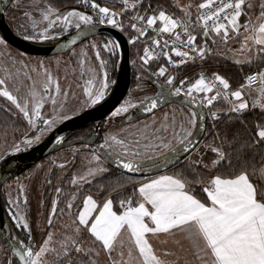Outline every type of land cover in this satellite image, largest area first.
Wrapping results in <instances>:
<instances>
[{"label": "snow or ice", "instance_id": "obj_1", "mask_svg": "<svg viewBox=\"0 0 264 264\" xmlns=\"http://www.w3.org/2000/svg\"><path fill=\"white\" fill-rule=\"evenodd\" d=\"M6 2L19 8L21 0ZM79 5L62 10L56 0H34L32 10L24 11L26 24L18 34L35 43L70 37L62 47L76 58L81 77L87 76L84 107L105 100L110 84L116 83L110 80L109 65L121 55L116 39L105 37L102 43L89 39L96 36L98 26L125 34L129 45L144 42L142 54L137 49L132 60L134 66L137 59L140 62L136 79L150 80L158 91L139 100L125 99L110 112V120H126L127 127L105 130L101 142L82 156L84 170L71 176L72 191L63 207L64 190L55 188L46 226L36 225L43 232L40 241L26 211V186L17 184L15 198L9 192L8 227L24 233L25 239L9 234L5 243L12 258L6 264H101L102 255L104 264H264V120L250 129L244 118L257 108L264 116V0L258 15L250 14L254 0H176L173 11L153 0H115L111 7L99 0H79ZM232 40L238 41V48L228 47ZM217 44L224 46L223 53L213 48ZM7 49L0 38V57L7 54L12 67L19 65L31 82L21 100L8 86L10 80H20V71L5 68L7 75L0 78V97L14 106L32 132L12 145L13 153H20L77 112L66 108L69 90L62 88L50 65L37 59L30 66L22 59L24 53L17 58ZM229 53L239 54L234 63L241 71L247 66L252 72L235 88L216 72L208 75L202 70L195 78H178L169 70L203 62L210 55L227 58ZM154 61L158 67L153 70ZM59 64L57 60V68ZM137 88L144 91L140 83ZM15 91L19 93L20 87ZM175 98L183 105L181 118L173 107L158 120L155 112L174 105ZM221 103L224 107L217 106ZM49 104L51 115L46 116L43 110ZM133 110L152 114L151 122L134 124ZM222 119L223 134L218 130ZM209 121L212 140L203 143L201 151L197 133H208ZM233 124L243 127L233 130ZM64 140L58 136L55 143ZM78 152L73 153V164ZM112 165L121 176L108 182V190L100 186L96 197L91 192L81 197L84 185L108 175ZM57 166L64 169L66 164ZM126 174L142 175L134 179ZM129 185L131 194L126 195L122 190ZM58 216L68 217L59 227L54 224Z\"/></svg>", "mask_w": 264, "mask_h": 264}, {"label": "rangeland", "instance_id": "obj_2", "mask_svg": "<svg viewBox=\"0 0 264 264\" xmlns=\"http://www.w3.org/2000/svg\"><path fill=\"white\" fill-rule=\"evenodd\" d=\"M186 1L187 0H181V3H185ZM99 2H102L109 6H113V4L110 3V0L108 1L99 0ZM33 3H34V0H21L19 8H13L11 6V11L13 12V19L14 18H16L15 20L18 19L20 21V25L26 24V20L24 18V11L32 10L31 6L33 5ZM241 20L243 21V17L241 18ZM228 47L233 48V49L238 48L239 43L236 40H232L230 41ZM213 48L215 50L221 51V53L224 51V46L221 44H217L213 46ZM7 51L11 52L13 57L20 58L19 57L20 52L12 49L11 47L8 46ZM230 54H232L230 56L234 59L241 58L238 53L236 54L230 53ZM22 59H24L25 62L28 63L30 66L34 65L37 59L44 60L46 64L51 66L54 75H57L60 78L62 88L69 90V97H68V102L66 104V108L69 110L75 111L77 113L83 108H85L81 104V101L84 99V96L82 93L83 87H81V85L79 84L77 75L74 72L69 74V70L66 69V63H65L66 60L64 58L51 60V59L38 58L37 56L24 55ZM133 59H136L135 51L131 52L130 61H132ZM57 60L60 61L58 68L56 66ZM5 68L9 69L12 73L20 71L21 73L20 80L15 81V82L10 80L8 86L14 92V94L18 95V97H20L21 100H23V98L26 96V93H27V86L31 83L30 81L25 80L23 77V71L25 70L20 69L19 65L13 68L11 64V59L7 56V54L0 57V78H4L7 75V73L4 71ZM65 77L67 78L65 79ZM140 85L141 87H143L144 91H139L137 88V85L134 86L133 84L130 87L127 97L125 99L132 98L134 100H139L143 98L145 95L152 94L153 88L146 85L145 83L140 84ZM16 87H20L19 93H16L15 91ZM173 107L177 110L176 111L177 119H180L181 114H180L179 109L183 107L180 105H168L162 108L161 110L156 111L155 117L159 120L162 117L164 112H171ZM0 108H2L3 111H5L7 117H10L11 122H12L4 126V124L7 123L5 119L6 115L4 114V116H0V159H1L5 155L13 153L12 145L16 142H19L20 139L24 136V134L28 132L30 129L28 128L26 122L23 120L22 115H20L18 111L14 108V106H12L11 103L3 97H0ZM43 111L46 116H50L51 115L50 104L46 105ZM151 119H152V114L142 119L135 120L133 121V123L134 124H143L145 122L150 123ZM122 127H127V125L119 126L116 129L111 130V131L113 132L118 131ZM198 146H201V151H203L202 144L200 143V145ZM90 148H93V147L84 148L83 146H74V147H70L68 149L62 150L48 157V159H45L41 161L40 163H37L35 166L31 167L26 173H23L21 176L18 177L19 181H17V177H16V178L11 179L10 181H8L2 186V197H3L4 204L8 212H9V206L7 204V200H8L9 192H11L12 197L15 198L17 195V184L22 183L26 186V194L28 196V205L26 207V211L29 215L30 221L32 222L33 234L35 236L36 241H40L43 235L42 229L37 228L36 225L46 226L47 216L50 212V205H51L50 198L48 196L45 200H43L41 198V194H42V188H43L46 176L51 168V165H53L52 162L55 161V164L57 165H59L60 163L66 164V167L64 169L59 168V170L57 171V173L55 174L53 178L52 185H51L52 190H54V193H53V196H54L55 188L57 186L60 187V184H62L61 188L64 190L63 193L65 196L64 197L65 199L66 197H68L69 193L72 191V187L70 185L71 176L78 171L84 170L85 162L82 161V156L86 154L87 152H89ZM76 150H79V152L76 154L75 163L73 164L71 161L73 160V153ZM209 155L211 154L209 153ZM194 157L195 155H193V158ZM37 165H41V167L37 168ZM7 185H11V188H8ZM83 195H87V194L82 193L81 197ZM65 200L62 199L61 201L62 204H60V207L64 206L63 202ZM77 202L79 203V200ZM21 207L24 208L23 205ZM67 220H68L67 216H64L62 218L58 216L57 219L54 220V224L57 227H59L61 223H65L67 222ZM8 221L9 223H11L9 219ZM156 247L163 248L165 246L156 244ZM167 247L172 248V245L169 244ZM187 254L188 253L186 252L182 253V255H187ZM7 258H12L11 253L0 240V262H5L6 264ZM101 264H104L103 255L101 256Z\"/></svg>", "mask_w": 264, "mask_h": 264}, {"label": "water", "instance_id": "obj_3", "mask_svg": "<svg viewBox=\"0 0 264 264\" xmlns=\"http://www.w3.org/2000/svg\"><path fill=\"white\" fill-rule=\"evenodd\" d=\"M10 3H7L4 0L0 3V11L3 14H0V35L12 46L15 48L28 53V54H37V55H52L59 54L68 51L66 47H62L67 45V41L70 37L65 36L61 37L59 40H53L44 43H35L31 41H25L23 38L19 37L15 34L7 25L5 20L4 12ZM105 35L108 37H112L119 41L121 44V55H119L118 60V68L116 75V83L114 84L113 90L110 95L100 104L91 109H88L81 113L80 115L68 120L64 121L60 125H58L54 131L50 132L39 144L32 146L29 149L22 150L20 153H11L5 155L0 159V189L2 185L11 178H14L24 171H26L29 167H31L34 163L41 160L45 156L56 152L60 149L76 145V144H93L97 137V125L102 118L108 115L115 107H117L123 98L125 97L130 83V45L127 43V37L125 34L119 32L116 29H112L106 26H98L96 35ZM180 98H175L176 103L179 104ZM183 106V105H182ZM133 115V121L142 119L150 114H143L140 111ZM138 118V119H137ZM88 124H94L95 130L94 133L85 140H77L72 142L62 143L57 145L55 143V139L58 136H66V134L72 130L77 128L84 127ZM29 135H32L31 130L29 131ZM197 136L200 141H202L204 134L197 133ZM112 168L121 172V170L117 169L114 165ZM58 166L56 164L52 165L49 174L47 176L44 189H43V197L46 194L49 184L47 181L52 180L55 172L57 171ZM134 176L141 177L142 174H129ZM10 225L7 216L4 213L1 200H0V240L4 244V246L8 249L5 241L9 234L17 235L16 232L13 233L12 230L8 227ZM9 250V249H8ZM10 251V250H9ZM11 253V252H10Z\"/></svg>", "mask_w": 264, "mask_h": 264}, {"label": "flooded vegetation", "instance_id": "obj_4", "mask_svg": "<svg viewBox=\"0 0 264 264\" xmlns=\"http://www.w3.org/2000/svg\"><path fill=\"white\" fill-rule=\"evenodd\" d=\"M3 1H4V0H0V3H2ZM14 1H15V0H12V2H14ZM59 7L63 10V9H71V8H74V7H75V8H79L80 5H79V1H76V3H75L74 5L69 4V5L59 6ZM4 15H5L6 23H7V25L9 26V28H10L15 34H17L19 37L22 38V36L18 34L20 31H22V28L20 27V26H21V25H20V21H19L18 19L15 20L16 18L13 19V12L11 11V3H10L9 6L6 8V10H5V12H4ZM14 15H15V14H14ZM73 31H74V30H73ZM105 37H108V36H105V35H101V34H99V35H96L95 37H89V39H93V38H95L97 41H99V42L102 43V42H103V38H105ZM0 38H3V37L0 35ZM3 39H4V38H3ZM4 40H5V39H4ZM5 41H6V40H5ZM6 42H7V41H6ZM84 43H87V41H84ZM7 45H8L9 47H11L12 49H14V50L20 52V53H24V55H27V56H37L38 58L51 59V60H52V59L55 60V59L64 58V59L66 60V61H65V63H66V69L69 70V74L74 72V73L77 75V79H78V82H79V84L81 85V87L84 86V81H85V79L87 78V76H85V77H83V78L81 77V74H80V71H81V70H80L79 65L76 63V58H75V57H72L69 51H66V52H63V53H59V54H52V55H37V54H28V53H25V52H23V51H21V50L15 48L14 46H12L11 44H9L8 42H7ZM81 46H82L81 44H78V45L76 46L75 50H76L77 52H79ZM102 55H103V54H102ZM90 56H91V53H90ZM130 59H131V45H130ZM118 60H119V56H118V57H113V58H112V62H111V64L109 65L110 80H115V81H116L117 68H118ZM93 63H94V64L96 63V62L94 61V59H93ZM130 63H131V67H130V83H129V89H130V87H131L133 84H134V86H135V85H138V83H140V84L145 83L146 85H148V86H150L151 88H153V91H152V94H151V95H154V94L158 91V89L155 87V85H153V84L151 83L150 80H148V81H144V82H138L137 79H136V77H137L138 75H140L141 73L135 68V66L132 64V61H130ZM145 75H147V74H145ZM113 87H114V85H113V84H110L109 92H108V94L106 95V98H107V97L110 95V93L112 92ZM129 89H128V91H127L125 97H124L123 100L121 101V103H122V102L125 100V98L127 97V94H128V92H129ZM106 98H105V99H106ZM174 105H179V104H174ZM118 106H119V105H118ZM167 106H168V105H167ZM180 106H182V105H180ZM164 107H166V106H164ZM164 107H162V108H164ZM92 108H93V107H92ZM162 108H161V109H162ZM88 109H91V108H87V107L83 108V109L80 110L77 114H75V115L73 116V118L76 117V116H78V115H80L81 113H83L84 111H86V110H88ZM161 109H159V110H161ZM113 110H114V109H113ZM157 111H158V110H157ZM136 112H137L136 110H133L132 115H134ZM150 115H151V114H150ZM109 116H110V113H109L108 115H106L104 118H102V119L100 120V122L98 123V125H97V127H96V129H97V137H96L95 142H94L93 144L89 145L90 147H94V146H96V144H98L99 142H101V137L103 136L105 130H110V131H111V130L116 129V128L119 127V126L127 125V121H126V120H121V118H116L115 120H110V119H109ZM148 116H149V115H148ZM146 117H147V116H146ZM61 123H63V122H61ZM61 123H59L58 125H60ZM58 125H57V126H58ZM57 126H56V127H57ZM94 130H95V125H94V124H88V125H86V126H84V127L77 128V129H75V130H72V131H70V132H68V133L66 134V136H65V140H64V143H66V142H72V141H77V140H85V139L89 138V137L94 133ZM29 131H30V130H29ZM29 131H28L27 133H29ZM48 134H49V133H48ZM48 134H46V135L44 136V138H45ZM44 138H43V139H44ZM43 139H42V140H43ZM83 145H84V144H76V145H72V146H69V147H66V148L60 149V150H58V151H56V152H53V153H51V154L45 156V157L42 158L41 160H39V161H37L36 163H34L31 167L35 166L37 163H40L41 161H43V160H45V159H48V157H50V156H52V155H54V154H56V153H58V152H60V151H62V150H65V149H68V148H70V147H74V146H83ZM33 146H34V145H33ZM53 165H54V164H53ZM56 165H57V164H56ZM31 167H29V168H28L26 171H24L23 173H26ZM51 167H52V165H51ZM50 169H51V168H50ZM110 169H114V168H112V166H111ZM58 170H59V167H58L57 171H58ZM49 171H50V170H49ZM57 171L55 172V174L57 173ZM23 173H21L20 175H18V176H16V177L21 176ZM48 174H49V172H48ZM48 174H47V176H48ZM55 174H54V176H55ZM47 176H46V179H47ZM54 176H53V178H54ZM16 177H14V178H16ZM53 178H52L51 181H53ZM11 179H13V178H11ZM11 179H9L8 181H10ZM46 179H45V181H44V185H45ZM8 181H6L5 183H7ZM5 183H4V184H5ZM4 184H3V185H4ZM3 185H2V186H3ZM44 185H43V188H42L41 198H42L43 200H45V199L49 196V198H50V203H51L52 199L56 196V193H55L54 196H53L54 190H52V188H51V185H52V183H51V185L48 186V189H47V191H46L45 196L43 197V189H44ZM61 185H62V184H60V187H61ZM50 191H51V192H50ZM27 197H28V196H27ZM0 200H1V204H2V207H3L4 213H5V215L7 216V218L10 220L9 215H8V210H7L6 207H5L4 200H3V197H2V187H1V189H0ZM16 234L19 235L21 239H25L24 234H22L21 232H18V231H17Z\"/></svg>", "mask_w": 264, "mask_h": 264}, {"label": "trees", "instance_id": "obj_5", "mask_svg": "<svg viewBox=\"0 0 264 264\" xmlns=\"http://www.w3.org/2000/svg\"><path fill=\"white\" fill-rule=\"evenodd\" d=\"M76 1L79 0H56L57 6H64V5H69L72 4L74 5L76 3ZM103 1H108V0H103ZM115 0H110V3L114 4ZM176 2V0H153V4H161L163 5L165 8H167L169 11H173V5ZM187 2V1H186ZM185 2V3H186ZM177 14L178 10H177ZM198 42H200V38L198 37ZM137 46V47H136ZM144 46V42H138L136 45H131V52L135 51L137 49H140L141 54H142V48ZM223 53V52H222ZM230 55L232 54H228L227 58L224 55H210L206 58L205 61H203L205 67L207 68L208 71L210 72H216L219 73L221 75H224L226 78H229L230 82L233 85V88L237 87L240 83L243 82L245 76L247 74H252V72H250L249 68L247 66L244 67L243 71L240 70V66L236 65L234 63V58H232ZM161 63L163 61H160ZM139 60L137 59V65H135V68L138 70V65H139ZM151 69H156L158 67V62H152L151 64ZM198 65L196 64H186L184 66H181L180 68H174L171 69L170 71L173 74H177L178 78H183L184 76H188L190 78H195L198 74ZM257 69V66L254 65L253 66V71ZM139 71V70H138ZM218 107H224V105L218 104ZM4 114L6 115L5 111H3L2 108H0V116H4ZM245 120L247 121V126L248 128H253L254 124L256 122H261L262 120H264V116H262L261 111L257 108V109H250L246 114H245ZM5 119L7 121V123L4 124V126L12 123L10 117H7V115L5 116ZM2 124V123H1ZM207 127L209 128V132L205 133L202 139L201 144L203 145V143L206 142H210L212 140V135H211V123H207ZM224 121L223 119L218 123V130L223 134L224 131ZM233 130H236L237 128H241L243 126L238 125V124H233L231 125ZM243 135H247V133H242ZM229 139H231V136H229ZM259 161V157H257V161L256 163L258 164ZM170 171H172L170 169ZM129 175V174H126ZM121 176V172L115 169H110V173L106 176H104L103 178H97L96 180L93 181L92 185H85L83 187V194H89V192H91L94 197L97 196L98 194V188L100 186H103L105 188V191L108 190V188L110 187L109 185V181L110 180H115L116 178ZM134 179H140L141 177L139 176H134L131 175ZM131 190H132V186L129 185L127 188L123 189L122 191H124V193L126 195H130L131 194ZM81 193V195H82ZM197 194L203 198L204 194L199 192V189H197ZM100 196L105 195V192H99ZM113 195L115 196L116 193H113ZM64 193L61 196V201L62 199H64ZM62 204V203H61ZM64 205V202H63Z\"/></svg>", "mask_w": 264, "mask_h": 264}, {"label": "built area", "instance_id": "obj_6", "mask_svg": "<svg viewBox=\"0 0 264 264\" xmlns=\"http://www.w3.org/2000/svg\"><path fill=\"white\" fill-rule=\"evenodd\" d=\"M102 3V2H101ZM102 4H104V3H102ZM109 6V5H108ZM111 7V6H110ZM152 35V33L151 32H149V36H151ZM178 59V58H177ZM162 63H166V62H162ZM189 63H191V62H189ZM189 63H187V64H189ZM193 64V63H192ZM196 65H198V73L200 72V71H204L206 74H208V75H211L213 72H210V71H208L207 70V68L205 67V65H204V63L203 62H200V61H197L196 63H195ZM186 65V64H185ZM182 66H184V65H182ZM171 69H174L173 67H171V66H169V70H171ZM184 77H188V76H184ZM183 77V78H184ZM188 78H190V77H188ZM209 123H211L210 121H209Z\"/></svg>", "mask_w": 264, "mask_h": 264}, {"label": "crops", "instance_id": "obj_7", "mask_svg": "<svg viewBox=\"0 0 264 264\" xmlns=\"http://www.w3.org/2000/svg\"><path fill=\"white\" fill-rule=\"evenodd\" d=\"M261 2V0H254V3H255V5H256V7H254L252 10H251V13L250 14H252V13H255V15H258L259 14V7H258V5H259V3ZM244 17H243V21H244ZM242 21V22H243ZM200 148H201V146H199ZM193 155H195V154H193Z\"/></svg>", "mask_w": 264, "mask_h": 264}]
</instances>
